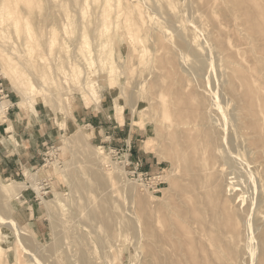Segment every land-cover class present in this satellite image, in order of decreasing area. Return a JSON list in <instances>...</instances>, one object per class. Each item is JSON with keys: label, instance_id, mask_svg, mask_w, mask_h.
Segmentation results:
<instances>
[{"label": "rangeland", "instance_id": "374dc122", "mask_svg": "<svg viewBox=\"0 0 264 264\" xmlns=\"http://www.w3.org/2000/svg\"><path fill=\"white\" fill-rule=\"evenodd\" d=\"M105 1L0 0V105L9 103L0 114V264H156L157 253L172 264H202L188 255L199 248L192 220L199 214L206 229L210 213L190 198L196 174L186 168L166 116L184 112L194 121L203 102L214 105L210 114L217 107L219 128L233 135L235 147L227 148L243 151L246 145L257 157L239 128L259 133L264 127L263 6L256 8L254 0H161L164 7L160 0H141L147 26L138 31L118 17L125 9L115 0L104 22H97ZM213 2L221 7L222 24L212 15ZM156 28H169L164 36L173 37L165 40ZM178 28L189 43V34L198 35L203 63L191 54L193 42L179 46ZM247 29L254 44L242 46L238 56L227 40L237 45L243 37L236 31L251 35ZM218 37L223 51L215 45ZM245 53L250 63H242ZM255 73L261 81L250 91L245 81ZM242 162L228 170L244 184L233 190L244 189L238 205H254L253 217L245 216L233 236L218 235L228 244L224 264H264V173L256 171L260 161Z\"/></svg>", "mask_w": 264, "mask_h": 264}, {"label": "bare ground", "instance_id": "6f19581e", "mask_svg": "<svg viewBox=\"0 0 264 264\" xmlns=\"http://www.w3.org/2000/svg\"><path fill=\"white\" fill-rule=\"evenodd\" d=\"M90 1V0H89ZM117 1V7L118 8H124L125 11L124 12H121L118 14V17H121V15H124L125 17V22L127 24V26L129 25H132V21L134 22V24L136 25V29L138 31H143L145 29V26H147V22H146V14H144L143 10H142V2L141 0H126V1H123V0H115V2ZM143 1V0H142ZM147 0H145L146 2ZM150 1V0H149ZM159 1V0H158ZM161 1V0H160ZM160 5H162V1L160 2ZM169 1V0H168ZM216 1V0H215ZM214 1V2H215ZM223 1V0H222ZM244 1V0H243ZM246 1V0H245ZM84 2V0H83ZM92 2V1H91ZM170 2V1H169ZM213 2L212 6H211V12H212V15L217 18L219 21L221 20V15H220V5L217 6V3L215 4ZM229 1L227 0L226 3H228ZM249 2V0H248ZM253 2V1H252ZM252 2L250 4H252ZM255 2V3H254ZM254 5L256 4L257 7L256 8H262L264 9V5L262 4H257V2H262L264 3V0H254ZM90 3V2H88ZM87 3V4H88ZM142 3V4H141ZM147 3V2H146ZM172 3V2H170ZM169 3V4H170ZM225 3V4H226ZM111 5L110 3V0H106L105 3H104V6L102 7V15H101V18L98 17L97 18V22L101 19V22H104V20H102V18H105L106 15L108 14V7ZM165 5V4H164ZM162 5V6H164ZM171 5V4H170ZM176 5V4H175ZM209 5V3H208ZM230 5V3L228 4ZM227 5V6H228ZM249 5V4H248ZM259 5V6H258ZM83 6V5H82ZM85 6V4H84ZM161 6V8H163ZM166 6V5H165ZM164 6V7H165ZM225 6V5H224ZM226 6V8H227ZM252 6V5H251ZM167 7V6H166ZM170 7H173L170 6ZM168 8H169V5H168ZM230 8V7H229ZM255 8V10H256ZM209 9V10H210ZM254 9V8H253ZM11 10V9H10ZM208 10V11H209ZM233 10V8H232ZM172 11V10H171ZM231 11V10H230ZM234 11V10H233ZM257 11V10H256ZM261 11V10H259ZM258 11V12H259ZM85 12V11H84ZM232 12V11H231ZM255 12V11H254ZM262 13V11L260 12V14ZM233 14V13H232ZM258 14V13H257ZM256 14V15H257ZM260 14H258L256 17L259 18L260 20L258 22L262 23V19H261V16ZM264 14V12L262 13ZM261 14V15H262ZM5 15H8V14H5ZM240 15V14H239ZM252 15V14H251ZM11 16V15H9ZM201 16V15H200ZM199 16V17H200ZM212 16V17H213ZM235 15H233L234 17ZM253 16V15H252ZM260 16V17H258ZM7 17V16H6ZM5 17V18H6ZM203 17V15H202ZM237 16H235L236 18ZM153 18V17H151ZM206 18V17H204ZM240 18V17H239ZM238 18V20H240ZM256 18V19H257ZM10 19V18H9ZM200 19V23L202 22L201 20V17L199 18ZM237 19V18H236ZM207 20V19H206ZM234 20V18H233ZM70 21V20H68ZM76 21V20H75ZM148 21V20H147ZM257 21V20H255ZM264 21V19H263ZM72 22V21H71ZM182 22V25H180L181 27L184 26V23L183 21ZM241 22V21H240ZM244 22V21H243ZM247 22V21H246ZM257 22V23H258ZM221 23V21H220ZM202 24V23H201ZM222 24V23H221ZM237 24V22H236ZM259 24V23H258ZM107 25V23L105 22V26ZM164 25V24H162ZM204 25V24H203ZM219 25V24H218ZM245 25V23H244ZM262 25V24H261ZM263 25H264V22H263ZM249 26V24H248ZM260 26V25H259ZM157 27H159V25H157ZM185 27V26H184ZM245 27V26H244ZM160 28V27H159ZM258 28V27H257ZM165 29V28H164ZM164 29H158L157 28L155 29L156 32H159L160 34H163L162 36H164L166 34L165 31H167L169 28H167V30L164 31ZM183 28L179 29V32L182 31ZM221 29H225V28H221ZM259 29V28H258ZM260 29L263 30V27H261ZM192 30V29H191ZM242 30V29H241ZM170 31V30H169ZM168 31V32H169ZM186 31V30H185ZM227 31V30H226ZM236 31V30H235ZM243 31V30H242ZM241 31V32H242ZM260 31V30H259ZM167 32V33H168ZM187 32V31H186ZM192 33V32H191ZM246 33V32H245ZM247 33H250L251 35H243V32L240 34L239 31H236V34L238 35H241L243 37L242 41L240 40V43H238L237 45L235 44V41H234V38L233 37H229L227 42L229 45L232 46V48H234L236 51H235V54L240 56V50H241V47L242 46H246L247 47L249 45H253L254 44V38H255V35L251 32L248 31L247 29ZM261 33V31H260ZM264 33V32H262ZM189 34V33H188ZM158 35V33H157ZM189 35H192V41L189 43V41H187V38L186 36H183V33L180 32V35H179V40H178V44L179 46H183V47H186L188 48L189 46H191V43L193 42L194 43V48H192V51L191 54L194 53V56H195V59L197 60V63H203V61H205L204 57H202L201 54H199L200 52L203 51V45L201 43H199V37L198 35H196V33L194 32V36H193V33L192 34H189ZM262 35V34H261ZM264 35V34H263ZM161 35L159 36L158 35V42L161 43V44H164L163 40H167L168 37H162ZM173 37V34L171 37L169 38H172ZM168 38V39H169ZM258 38V37H257ZM261 38V36H260ZM264 38V36L262 37ZM261 39H258V41L262 40ZM257 40V39H255ZM169 41V40H168ZM246 41H249L248 43H246ZM256 42V41H255ZM225 42L223 40H220L219 37L218 39H216V42H215V45L218 49H221L222 51L225 50V48L223 49L222 47L224 46ZM253 47V46H252ZM251 47V48H252ZM176 48V46H175ZM178 48V47H177ZM180 48V47H179ZM254 48V47H253ZM181 49V48H180ZM185 48H183L184 50ZM244 49V48H243ZM260 49V48H259ZM174 50V48H173ZM191 50V49H190ZM182 51V49H181ZM186 51V50H185ZM185 51H183L185 53ZM262 51V50H261ZM179 53V51H177ZM176 52V53H177ZM188 52V51H186ZM244 52V51H242ZM172 53V52H171ZM263 54V53H262ZM180 55V54H179ZM261 55V54H260ZM178 56V55H177ZM190 56V54H189ZM193 56V55H191ZM204 56V55H203ZM254 56V55H253ZM262 56V55H261ZM207 57V56H206ZM242 57V63L245 62V63H250L249 59H248V56L247 54L245 53L243 56L241 55ZM177 58V57H176ZM189 58V57H188ZM180 59V58H179ZM178 59V61H179ZM207 59V58H206ZM177 60V59H176ZM207 61V60H206ZM256 62V61H255ZM259 62V61H258ZM257 62V63H258ZM193 64V63H192ZM235 64H238V63H234ZM183 66V63L180 64V66ZM199 65V64H198ZM241 65V63L239 62V66ZM248 65V64H247ZM32 66V65H31ZM194 66V65H193ZM197 66V65H196ZM231 66L233 67V65L231 64ZM230 66V67H231ZM249 66V65H248ZM48 67V66H47ZM204 67V66H202ZM206 67V66H205ZM204 67V68H205ZM201 67H199L200 69ZM258 68V67H257ZM28 69V68H27ZM182 69L184 70L185 67ZM234 69V68H233ZM255 69V68H254ZM253 69V71H254ZM49 70V69H48ZM201 70V69H200ZM196 71V70H195ZM257 71V70H255ZM197 72V71H196ZM205 72V71H204ZM232 72V71H231ZM66 73V72H65ZM184 74H189V71L187 70H184L183 71ZM193 73V71L191 72ZM258 73V71H257ZM253 74L250 76L249 79H247L245 81V85L247 87L250 86V91L256 89V88H259V82L261 81V73L259 74ZM68 74V73H67ZM241 74V72H240ZM244 74V73H242ZM191 74H189L188 76H190ZM42 76V75H41ZM40 76V77H41ZM192 76V75H191ZM190 76V77H191ZM46 77V76H45ZM194 77V76H192ZM263 77V76H262ZM35 78V77H34ZM42 78V77H41ZM14 79L16 81V84H20V78L19 77H15L14 76ZM44 80H46L44 77L42 78ZM171 79V78H170ZM197 79V78H196ZM195 79V80H196ZM38 80V79H37ZM168 80V79H167ZM166 80V81H167ZM174 80V79H173ZM198 80V79H197ZM175 81V80H174ZM263 81V80H262ZM179 82V81H178ZM178 82H176L178 84ZM192 79L188 80V82L186 83L185 85V88L189 87L190 86V83H192ZM264 82V81H263ZM171 83H172V80H171ZM170 83V84H171ZM175 83V84H176ZM169 84V85H170ZM252 84V86H251ZM261 84V83H260ZM168 85V86H169ZM200 85V84H199ZM168 86H165L167 87V89L169 88ZM175 86V85H174ZM181 86V85H180ZM179 86V87H180ZM178 87V88H179ZM202 87V86H201ZM200 87V88H201ZM184 88V86H183ZM263 89V88H261ZM162 90V89H161ZM160 90V91H161ZM170 90V89H169ZM167 90V91H169ZM175 90V89H174ZM173 90V91H174ZM178 90V89H177ZM180 90V89H179ZM159 91V92H160ZM259 91V90H258ZM262 91V90H261ZM179 91H177L178 93ZM257 92V91H256ZM165 94V92H164ZM169 94V93H168ZM167 92L165 95H167ZM161 95V94H160ZM174 95V93H173ZM176 96V93L174 95V97ZM160 98L162 99L161 101H163L164 103H166V99H165V96H163V93L162 95L160 96ZM250 99V98H249ZM5 100V99H4ZM158 101V104L161 103L162 105V102H159L158 98L156 100V102ZM187 101L188 102H193L194 101V98L193 97H188L187 98ZM6 102V100H5ZM169 103V102H168ZM179 103V102H178ZM8 104L9 103H2L0 105V114L1 115H5L6 111H7V108H8ZM254 104V103H253ZM165 105V104H164ZM167 105V104H166ZM180 106H178L177 104V107H178V110H181L180 107L181 104H179ZM214 105H207V103L203 102L201 104V106L199 107V110L201 111V113L199 115H196V118L195 120H190L188 118V115L186 113V115H184V112H180L179 114L175 115V117H167V121L166 119V123L167 122H172L174 126H171L172 128H174L173 130H175V138H176V141L178 143V145L180 147H182V155H183V159H184V162L185 164H187V169L194 172L196 174L195 176V179H193L194 181L192 186L190 185V190H189V193H194L196 192V194L194 195H190L191 199H193L197 206H203L204 210H207L209 213H210V217H209V224H208V227L206 229H201L199 224H200V217H199V214H193V224L196 226V231L195 233L198 235V243H199V248L198 250L194 253V252H190L189 251V258L190 260H195L196 257H200L201 260H202V264H224L225 263V259H224V249L225 247H228V244L227 242H225L223 239H221L220 237L222 235L226 236L225 238H229L230 235L233 236L234 232H237L238 231V225L240 224V222H242V220L244 219V217H248L251 213V211L253 212V206L252 204H249V205H245L244 207L241 206V205H238L237 201H241L242 200V196L245 194L244 189L242 190H239V189H236L235 193H233V190H235L236 187H241V186H244L243 183H238V181H234V179H237V171H234V170H228V169H231L233 168L234 166L236 167V164H242L243 160H252L253 163H256L257 161H260L259 162V165L256 167V171L259 172L260 168H262L263 170V173H264V134H263V130H264V127L262 126L261 127V131L259 133H256L255 132V129H252L251 130L253 131V133H250V132H247L248 131V128L245 130V128H239V130L241 131L240 134L242 133V135H244V137L246 138L247 142H248V146H249V149L253 150L254 151V154L257 156L254 158L250 156V152L247 150L246 148V145H244L243 147V151L241 150L242 147L240 146L241 149H236V148H227L230 146V144L232 146L235 147L234 145V140H233V135L232 134H228V131L227 129H225V126L224 127H220V121H219V117H218V114L220 113H217V111L215 110L216 108H213L214 112L210 114V109L213 107ZM249 106V105H248ZM247 106V107H248ZM163 107V106H162ZM170 107V106H168ZM174 107V106H173ZM173 107H170L168 109V112L170 111L171 108ZM260 107V106H259ZM159 108V107H157ZM165 108V107H164ZM176 108V107H175ZM174 108V109H175ZM183 108V107H182ZM261 108V107H260ZM166 109V108H165ZM165 109L163 110V113L165 114L167 112V109H166V112H165ZM218 109V108H217ZM224 109V108H223ZM177 111V109H175ZM225 110V109H224ZM262 110V109H261ZM264 110V109H263ZM174 111V112H176ZM252 111V110H251ZM258 111V110H256ZM157 112V111H156ZM155 112V113H156ZM171 112V111H170ZM179 112V111H178ZM186 112V111H185ZM253 112H255L253 110ZM259 112V111H258ZM262 112V111H261ZM160 113V112H159ZM251 113V112H250ZM257 113V112H255ZM170 114V113H169ZM258 114V113H257ZM156 115V114H154ZM158 115V114H157ZM162 115V114H161ZM167 115V113L165 114ZM171 115V114H170ZM233 115V114H232ZM262 116V115H261ZM164 117V116H163ZM232 117V116H231ZM248 117V116H246ZM169 118V119H168ZM229 118V117H228ZM250 118V117H249ZM248 118V119H249ZM259 118V117H258ZM161 119V118H160ZM200 119V121H199ZM164 118H163V121H165ZM254 120V119H253ZM261 120V118H260ZM199 121V122H198ZM236 121V120H235ZM249 121V120H248ZM255 121V120H254ZM227 122V121H226ZM246 122V121H245ZM245 122H244V126H245ZM235 123V122H234ZM239 123V122H238ZM262 123H264V118H262ZM169 124V123H168ZM229 124V123H228ZM236 124V123H235ZM165 125V124H164ZM222 125V124H221ZM248 125V124H247ZM258 125V123H257ZM260 125V124H259ZM237 126V124H236ZM253 126V125H252ZM251 126V127H252ZM170 127V128H171ZM238 128V127H237ZM234 129V130H233ZM233 131H234V135L236 137V140H238L237 137H239V135L235 134V126L233 127ZM244 129V130H242ZM250 129V128H249ZM237 132V131H236ZM255 132V133H254ZM226 133V134H225ZM249 136V138H247ZM243 137V136H242ZM241 138V137H240ZM239 138V139H240ZM235 139V138H234ZM235 140V142H236ZM239 141V140H238ZM239 143V142H238ZM240 144V143H239ZM245 144V143H243ZM226 146V148H225ZM243 146V145H242ZM226 149H229L226 151ZM105 159V158H104ZM107 159V158H106ZM241 166V165H240ZM231 175H235L234 178H231L230 176ZM249 175V174H248ZM264 176V175H263ZM248 177V176H246ZM262 177V176H261ZM239 178V177H238ZM264 179V177H263ZM34 180V179H33ZM240 181V180H239ZM241 182V181H240ZM245 183V182H244ZM263 183V182H262ZM10 189V188H8ZM264 189V188H263ZM264 192V191H263ZM131 193V192H130ZM133 194V192L131 193ZM254 194V193H252ZM256 196V195H255ZM257 198V197H256ZM264 198V197H263ZM262 198V199H263ZM254 200V199H253ZM260 200V198H259ZM262 201V200H261ZM253 202V201H252ZM254 202H257L256 200ZM253 202V203H254ZM237 203V204H236ZM262 203V202H261ZM255 204V203H254ZM259 204V203H258ZM264 207V204L262 206V208ZM257 208V207H256ZM198 211H201L200 210V207H198ZM264 209V208H263ZM257 211L258 208L256 209ZM255 210V211H256ZM197 211V210H196ZM260 212V211H259ZM258 212V213H259ZM208 213V215H209ZM256 213V212H254ZM253 213V214H254ZM264 214V213H263ZM251 216V215H250ZM253 217V216H251ZM261 217V216H260ZM264 218V216H263ZM262 219V218H261ZM234 222V223H233ZM247 222V221H246ZM253 223V222H252ZM259 223V222H258ZM247 224V223H246ZM249 225V224H248ZM264 225V224H263ZM231 226L230 228H227ZM243 226V225H242ZM263 226H261L260 228H262ZM233 229V231H230V229ZM250 228V227H249ZM256 228V227H255ZM245 230H249V229H245ZM253 230V229H252ZM263 230V229H262ZM258 231L261 233V231ZM137 232V231H136ZM250 233V231H249ZM248 233V234H249ZM254 233V232H253ZM192 235L194 233H191ZM220 234V237L218 236ZM141 235V234H140ZM239 235V234H238ZM250 235V234H249ZM248 236V235H246ZM253 236V235H252ZM249 237V236H248ZM254 237V236H253ZM253 237H251L250 239H252ZM263 237V236H262ZM260 237V238H262ZM240 238V237H238ZM142 239V238H141ZM258 239V238H256ZM255 239V241H257ZM246 240V239H245ZM253 240V239H252ZM253 241V245L255 244ZM260 241V240H259ZM250 243H251V240H250ZM257 243V242H256ZM232 244L234 245V243L232 242ZM144 245V244H143ZM238 245H240V241L238 239ZM243 245V244H241ZM149 246V245H148ZM156 247V246H155ZM243 247V246H242ZM247 247V246H246ZM250 247V246H249ZM260 247V246H259ZM150 248V247H149ZM240 249V246L238 247ZM248 249V248H246ZM3 248L0 246V253L3 252ZM157 250V248H156ZM251 250V249H250ZM257 250V249H256ZM256 250L252 251V253L250 254L251 255V258L250 260L253 262L255 260H253V257H255V254H256ZM151 252H155V251H152L150 250ZM240 252V251H239ZM249 255V256H250ZM84 256V255H83ZM231 257V256H230ZM85 258V257H84ZM240 258V257H239ZM83 259V257L81 258ZM84 260V259H83ZM155 260H156V264H168V263H171L172 261L166 257V256H163V255H160L159 253L155 254ZM239 260V259H238ZM245 260V259H243ZM242 260V261H243ZM67 262V261H66ZM246 262V261H245ZM155 263V262H154ZM244 263V262H243ZM68 264V262L66 263ZM172 264V263H171ZM246 264V263H245Z\"/></svg>", "mask_w": 264, "mask_h": 264}]
</instances>
